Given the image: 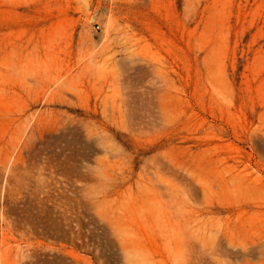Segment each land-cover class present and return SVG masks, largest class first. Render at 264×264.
Returning <instances> with one entry per match:
<instances>
[{"label": "rangeland", "instance_id": "rangeland-1", "mask_svg": "<svg viewBox=\"0 0 264 264\" xmlns=\"http://www.w3.org/2000/svg\"><path fill=\"white\" fill-rule=\"evenodd\" d=\"M0 264H264V0H0Z\"/></svg>", "mask_w": 264, "mask_h": 264}]
</instances>
